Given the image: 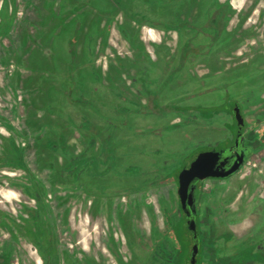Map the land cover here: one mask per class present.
<instances>
[{"label": "flooded vegetation", "instance_id": "af4514ba", "mask_svg": "<svg viewBox=\"0 0 264 264\" xmlns=\"http://www.w3.org/2000/svg\"><path fill=\"white\" fill-rule=\"evenodd\" d=\"M32 1L0 0V45L2 37L11 32L12 23L19 18L18 8L32 5ZM83 1L90 3L92 0ZM170 1L173 3V0ZM152 2L162 4L167 0ZM262 2L245 0L238 7L234 0H204L200 7V3H197L195 12L188 20L175 24L156 21L154 14L128 11L130 20L119 22L116 24L118 26H115V21L109 27L108 39L109 44L114 32H118L127 43L128 55L121 57L122 51L115 53L112 50L108 56L109 46L102 52L99 41L93 53L98 56L97 63L93 64L94 69L99 73L105 72L115 81L125 76L131 78L129 85L124 84L121 88L133 97L130 101L136 104L135 114L146 118L151 124L133 131L128 122L121 123L113 130L119 137L117 143L105 129L92 124L78 113L80 104L96 105L83 94L74 98L73 89L68 87L69 104L73 105L71 115H68V128L52 134L54 138L51 146L39 149L38 157L41 162L48 159L49 165L48 162L42 164L51 171L50 178L53 179L50 182L54 189L60 183L74 184L78 195L90 196L89 203L101 206V210L107 207L116 216L113 221L104 220L105 224L99 216L93 223V229L98 225L107 228L105 236H95L100 237L97 244L100 247L99 243H102L100 248L103 247L105 256L85 259L83 264H110L108 256L116 264H191L194 239L179 196V176L184 169L190 168L200 153L205 152L219 154L216 162L218 170H229L239 161V157H244L245 162L228 177L210 176L194 183L196 199L190 207L197 219L200 242L196 263L264 264V197L253 194L247 203H242V193L239 196L227 194L232 187L228 186L227 181L242 171L256 149L264 146V78L251 87L253 96L249 98L247 108L239 97L226 90L228 84L232 83L224 80L228 68L238 70L243 65L238 54L249 39L254 44L250 45L251 49L264 51V8H259ZM251 20L253 23L248 25ZM146 27L158 29L159 32L154 36L146 34ZM133 46L143 50L139 58L132 61ZM71 47L74 48L70 53L75 61L77 49L73 41ZM256 58L264 74V55L258 54ZM5 61L3 65L6 67L16 66L13 60ZM74 61L70 60L69 64H74ZM159 67H164V73L159 72ZM200 68V71L211 74L205 81L208 87L204 93H213V98L199 101L197 97L202 95V91L197 90L196 93L186 90L171 94L173 88L182 86H172L174 76L177 79L181 74L194 77L195 69ZM10 71L13 76V70ZM182 88L185 89V85ZM222 90L223 95L219 94ZM237 107L240 108L242 123L235 115ZM173 114L183 117L181 123H167V117ZM196 125L202 128L208 126L218 135L212 140L206 139V142L198 139L199 143L191 153L185 154L180 161L172 159L171 154L178 152L173 142L191 137L194 132L191 128ZM83 131L85 135H78L77 140H72L76 132ZM41 141L39 139L38 143ZM149 142L156 152L153 157H148L150 162L142 161L145 177L128 172L134 166L131 148L140 146L143 149ZM9 144L11 146H5L4 153L0 152V166L12 164L27 170L22 154L25 147L17 145L13 139H10ZM125 149L128 157H124ZM159 154L168 156L170 163L165 166L153 165V160ZM151 165L156 168L154 172ZM125 168L127 170L123 171ZM31 175L28 180L32 178ZM114 176L117 179L126 178L129 183L118 190L120 182L114 185L111 180ZM207 182L210 183L209 188H206ZM32 184L35 186L32 190L22 189V193L33 199L35 204L20 205L14 219L6 217L21 236H26L36 245L44 262L57 264L62 240L56 228L58 215L54 211V217L46 204V191L41 186L42 182ZM164 191L168 192L169 198L162 195ZM151 195L155 197L152 202L148 197ZM120 197L123 199L118 200ZM81 209L90 219L87 210ZM65 215H62V220ZM117 221L123 223L129 233L135 232L133 240L120 243L114 239L111 226ZM78 243V249L90 247L89 244H83L80 238ZM130 247L135 250L133 256ZM64 252L68 261L76 264L77 259L72 258L73 261L71 255Z\"/></svg>", "mask_w": 264, "mask_h": 264}, {"label": "rangeland", "instance_id": "374dc122", "mask_svg": "<svg viewBox=\"0 0 264 264\" xmlns=\"http://www.w3.org/2000/svg\"><path fill=\"white\" fill-rule=\"evenodd\" d=\"M244 1L234 0V3L240 7ZM33 2L32 5L19 7V21L13 26L5 40L7 41L5 42L7 43L6 50L4 51L0 46V152H5V146L10 147V139H13L17 145L25 147L22 154L28 168L26 170L24 167H15L12 164L0 166V264H47L43 261L40 252L37 251L36 245L26 236H21L15 225L9 221V218L14 219L15 211L20 209V205L35 204L33 199L22 193V189L32 190L35 187L32 183L36 184L37 181L42 182L41 186L46 191V204L50 207L51 214L55 217V213H57L59 219L56 228L62 240L57 264H71L68 257L63 255V251L70 254L71 259L76 258V264H83L85 259L105 256L103 247L100 248L102 243H99L100 247L97 244L100 237L95 236H105L107 228L102 227L105 225H98L93 229V223L99 216L103 222L106 219L113 221L116 216L115 213L107 210V207L101 210V206L89 203L90 196L78 195V191L74 190V184L60 183L54 189L50 182L53 179L50 178L51 171L44 166L48 159L41 162L38 157L42 148L51 146L54 138L52 134L68 128L70 120L68 115H71L73 108L68 100V87L73 89L72 96L74 98L83 94L85 98L96 105L93 107L80 104L78 113L92 124L105 129L104 131L108 135H112L117 143H119V137L113 130L121 123L128 122V126L131 125L133 131L148 127L151 123L146 118L135 114L136 104L130 101L133 97L129 93H124L121 88L124 84L129 85L131 78L122 75L123 78L115 81L105 72L99 73L93 65L97 63L98 58L97 55H93L94 50L97 49L101 40L100 50L102 52L106 50L107 45L110 48L108 56L112 50L116 51L115 53L122 51L121 57L128 55L127 43L118 32H114L113 40L108 44L109 27L115 21V26H118L116 24H120L119 22L129 21L128 11L154 14L156 21L175 24L188 20L195 12L197 3H200V7L204 0H173V3L167 0L162 4L152 2V0H92L90 3L83 0H33ZM259 8H264V0ZM249 14L251 15V12ZM251 23L253 20L249 21L248 25ZM71 41L75 43L77 49L76 60L72 65L69 64L73 57L70 53ZM247 42L248 44L239 50L238 54L243 65L238 70L228 68V72L224 75V80L232 83L228 84L226 90L233 96L239 97L246 108L249 106V98L251 95L253 96L250 92L251 87L255 82L258 84L264 78V74L261 73L262 67L258 66L256 62L257 55H264V51L251 49L250 45L254 46L252 39ZM140 48L133 46L134 56L130 60L139 58V54L143 50ZM35 50L42 52L38 53ZM34 55L35 57H33ZM4 60H13L16 66L6 67L3 65ZM34 62L31 74L30 67ZM159 69V72L164 73V67L163 69L159 67ZM10 70H13L14 79H12ZM200 70L201 68L195 69L194 77L181 74L177 79L174 76L171 82L172 86L175 84L182 86L181 89L173 88L171 94L174 95L178 91L186 92V90H194L196 93L195 90H197L202 91V95L197 97L199 101H208L210 97L213 98V93H204L208 87V83L205 81L211 77V74L208 75ZM30 74L31 76H29ZM183 85H185V89L182 88ZM223 91L219 94L223 95ZM33 92L34 94H32ZM124 98L129 100H124ZM182 118L181 115L173 114L167 117L166 121L167 123L173 121L181 123ZM203 118L205 119L207 116H203ZM191 129L194 131L191 137L188 139L184 137L183 140L179 139L173 142V145L177 146L178 152L171 154L172 159L180 161L185 154L191 153L199 143L198 139L206 142V139L212 140L215 135H218L208 126L202 128V126L196 125ZM76 134L72 140H77L78 135H85V132H76ZM39 139L42 141L38 143ZM131 149V162L134 163V166H131L128 172L143 177L145 173L143 174L142 161L150 162L148 157L150 155L153 157L156 150L152 147L151 142L143 149L140 146H134ZM144 149L145 151H143ZM123 154L124 157H128L127 149ZM144 156L146 158H143ZM260 162L264 163V148L254 154L250 164L243 171L244 180L249 176L251 170L259 171L256 164L258 165ZM153 163V165L165 166L170 163V160L168 161V156L159 154ZM47 164L49 165V162ZM153 165L151 167H154ZM261 166L264 167V164ZM155 169L154 167L152 172ZM126 170L125 168L123 171ZM166 172L167 170L164 171V173ZM259 173L262 176H259L258 180L253 179L252 181L258 189L259 195L264 197V171ZM30 175L32 178L28 180ZM65 179L64 176V181ZM111 180L114 185L120 182L118 190L125 188L129 183L126 178L117 179L115 176ZM138 181L136 180V182ZM209 186L210 183L207 182L206 188ZM162 195L169 198L168 192L164 191ZM148 197H150V202L155 199L152 195ZM121 199L123 198L120 197L118 200ZM81 207L87 210L90 219L84 215V210ZM106 211L110 213L107 214ZM63 214L66 215L62 220ZM87 221L90 224H87ZM115 223L114 226H111L114 239L119 240L120 243L134 239L135 232L129 233L123 223L118 221ZM146 229L149 231V227ZM79 238L83 244H89L90 247L78 249ZM130 250L133 256L135 250L133 247H130ZM108 258H110V264H116L112 257L108 256ZM72 260L74 261V259Z\"/></svg>", "mask_w": 264, "mask_h": 264}, {"label": "water", "instance_id": "95a60500", "mask_svg": "<svg viewBox=\"0 0 264 264\" xmlns=\"http://www.w3.org/2000/svg\"><path fill=\"white\" fill-rule=\"evenodd\" d=\"M74 48L72 47L70 51ZM235 115L242 123L243 118L240 113V108L237 107ZM219 154L216 152L200 153L198 157L193 161L190 168L184 169L179 176V196L181 199L182 207L188 217L189 229L193 233L194 245L191 251V264H197V254L200 249L197 219L191 210V204L195 202V186L194 183L198 180H204L210 176L216 177H228L237 172L244 164V157H239V161H236L234 166L227 171L218 170L216 162Z\"/></svg>", "mask_w": 264, "mask_h": 264}, {"label": "crops", "instance_id": "0c3cea01", "mask_svg": "<svg viewBox=\"0 0 264 264\" xmlns=\"http://www.w3.org/2000/svg\"><path fill=\"white\" fill-rule=\"evenodd\" d=\"M34 2L32 1V4H33ZM20 8H18V12L20 11L19 10ZM20 13V12H19ZM19 20L18 19H16L12 24H13V26L18 22ZM147 28V30L148 31H146V33L147 34H149V33H151L152 34V36H154L155 35V33H158L159 32V30L158 29H155V28H150V27H146ZM27 32H28V30H27ZM7 36L8 35H6V36H3L2 38H3V41H2V45H0L2 48H3V50L5 51L6 50V48L5 47H7V43H5V42H7V41H5L6 39H7ZM72 48V47H71ZM70 48V49H71ZM36 52L38 51V53H41L42 51H40V50H35ZM33 57H35V55L33 56ZM40 61V60H39ZM72 61H74V59L72 60ZM34 64H35V62L32 64V66L30 67L31 68V74H32V67L34 66ZM23 69V68H22ZM22 71V70H21ZM27 71H29V70H27ZM31 74L29 75V76H31ZM12 79H14L13 78V76H12ZM32 94H34V92L32 93ZM41 124V127L43 126V124H42V122L40 123ZM262 148H264V146H262V147H259L258 149H256V151H255V153L256 152H258L259 150H261ZM254 153V154H255ZM254 156V155H253ZM252 156V157H253ZM252 157L249 159V161L244 165V167H243V169H242V171L236 176V177H234L233 179H230V180H228L227 181V184H228V186H232V187H230L229 188V192L227 193L228 195L230 194V195H232V196H239L240 195V193H242V198H243V201H242V203H247L248 202V200H249V198L253 195V194H258V197L259 198H261V195H259V191H258V189L256 188V185H254L255 183H253V179H257L258 180V177L259 176H262V175H260V173L259 172H263L264 171V167H262L261 165H263L264 163L263 162H260V163H258V165L256 164V166L258 167V169H259V171H250L249 173V176L248 177H246V179L244 180L243 179V171L247 168V166L250 164V162H251V159H252ZM251 173H253V174H251Z\"/></svg>", "mask_w": 264, "mask_h": 264}]
</instances>
